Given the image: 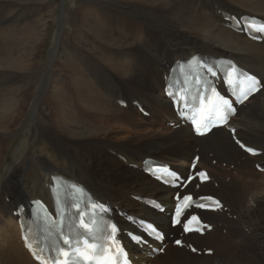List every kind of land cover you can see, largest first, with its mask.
I'll return each instance as SVG.
<instances>
[{"label":"bare ground","instance_id":"bare-ground-1","mask_svg":"<svg viewBox=\"0 0 264 264\" xmlns=\"http://www.w3.org/2000/svg\"><path fill=\"white\" fill-rule=\"evenodd\" d=\"M44 1L62 0H0V165L16 136L26 135L12 157L27 143L13 167L1 173L0 166V264H40L23 247L17 211L23 206L28 215L34 199L52 209V175L82 184L113 212L134 264H264L263 252L258 257L247 250V259L233 254L257 240L264 247V41L244 34L248 17L264 21V0H73L74 7L59 14L48 61L35 69L32 58L55 13L41 12ZM195 54L229 59L260 79L262 89L229 122L233 134L221 128L194 137L164 96L171 66ZM148 118L155 127L146 130ZM167 122L173 128L163 129ZM233 137L259 155L245 154ZM194 155V173L207 168L209 180L197 185L194 179L183 193L212 195L221 208L200 213L210 230L182 236L178 247L170 235L179 237V227H169L168 215L176 190L152 181L143 162L169 161L185 176ZM151 201L164 212L153 210ZM139 219L165 233L162 244L129 241L125 232L140 234ZM217 230L220 239L213 236ZM220 245L226 254L218 252Z\"/></svg>","mask_w":264,"mask_h":264},{"label":"rangeland","instance_id":"rangeland-1","mask_svg":"<svg viewBox=\"0 0 264 264\" xmlns=\"http://www.w3.org/2000/svg\"><path fill=\"white\" fill-rule=\"evenodd\" d=\"M55 5V6H54ZM42 8L41 12L44 13V11L46 10H51L53 9L55 12L54 15H53V18L50 19L51 21L49 22V28H48V31H47V34L46 36L44 37V41L42 42V44L40 45L39 47V51L35 54V56H33L34 58H32V61H33V65L35 66V69H40V68H43V66L46 64V62L48 61L49 57H50V52L53 50V47L55 46V37L57 35V31H58V19H59V14L60 12L63 10V9H66L67 7H71L73 8L74 7V1L73 0H66V1H60V2H57L56 4H52L50 3L49 1H44L42 2ZM47 7V8H46ZM51 8V9H50ZM39 14V12H38ZM34 90H30L29 92V95H28V98H27V106L25 107V110H26V114H29L30 113V103H32V101L35 100V96L33 95V93L37 92L38 89L37 87L36 88H33ZM29 103V104H28ZM28 107V108H27ZM150 113V112H149ZM145 122L147 124H144L143 127L144 129L146 128H149L150 127V123L155 127L154 125V120L148 118L147 120H145ZM138 123V121H137ZM28 126L27 127H30L31 126V120H29V117H28ZM162 128H168V129H171L173 128V124L170 122H167V123H162ZM147 130V129H146ZM126 134V133H125ZM124 134V135H125ZM26 135H23V134H19L18 136H16L12 142V147H10V151L8 152L6 158L4 160L1 161V173H3V170H5L4 167H9V166H12L15 165V163L17 162L18 159H20L21 157H23V153H25L27 151V143L23 145L22 147V152L19 153V155L17 157H12V150L21 142V140L25 137ZM29 136V135H27ZM113 139V137L111 138ZM242 141V140H240ZM245 143V142H244ZM246 144V143H245ZM246 145H249V144H246ZM120 153V152H119ZM22 155V156H21ZM151 157V156H150ZM151 158H154V157H151ZM155 159V158H154ZM164 160H167V159H164ZM166 163L170 164V162L166 161ZM171 165V164H170ZM224 168V167H223ZM206 171L208 173H210V170H208L206 168ZM229 172V171H228ZM259 172V171H257ZM231 178H234L235 177V173L234 172H231L230 173ZM258 179H260L259 177H257ZM253 208L255 209H259V203H255L252 205ZM257 224L256 223H253L251 225V228H250V231H252V233L257 229ZM256 227V228H255ZM255 228V229H254ZM254 229V230H253ZM219 230H217L213 236H215L216 238L220 239V235H219ZM253 239H255V234H253ZM220 241V240H219ZM259 242V240L255 241L254 244H252V246H250L249 249H245V250H242L240 248H236V250H234V255L238 258L240 257H243V259H247L248 255L246 254V251H250V255L251 256H258L260 257V254L259 252H263L264 253V247H260L259 245H257V243ZM221 246V247H220ZM218 246V248H216L218 250V252H221L220 254L224 255L226 254L225 251H223V247L222 245ZM220 247V248H219ZM258 249V250H257ZM260 250V251H259ZM162 262V261H161ZM162 263H165V264H169L168 262H162Z\"/></svg>","mask_w":264,"mask_h":264},{"label":"snow or ice","instance_id":"snow-or-ice-1","mask_svg":"<svg viewBox=\"0 0 264 264\" xmlns=\"http://www.w3.org/2000/svg\"><path fill=\"white\" fill-rule=\"evenodd\" d=\"M242 147H243V145H242ZM200 175H201L202 178H206L205 174L201 173ZM189 200H190V198H189ZM199 206H200V207H204L205 205H199ZM177 217H179V212L177 213ZM177 222H178V223L180 222L179 219H177ZM114 230H115V229H114ZM189 230H190V229H189ZM65 243H68V241L65 240Z\"/></svg>","mask_w":264,"mask_h":264}]
</instances>
